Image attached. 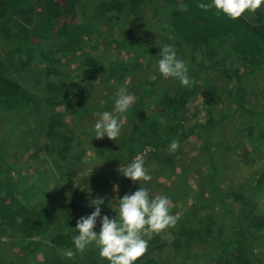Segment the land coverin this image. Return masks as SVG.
Returning <instances> with one entry per match:
<instances>
[{"label": "trees", "instance_id": "obj_1", "mask_svg": "<svg viewBox=\"0 0 264 264\" xmlns=\"http://www.w3.org/2000/svg\"><path fill=\"white\" fill-rule=\"evenodd\" d=\"M37 1L40 3L38 18L28 27L19 24L16 18L23 19L22 15L33 9ZM199 2L100 0L92 13L117 32L104 34L89 23L92 9L89 3L83 8L81 0H0V29L10 46L9 52H5L8 73L0 71V264H108L92 246L71 259L63 255L66 249L75 252L72 245L75 233L71 228L76 222L73 210L77 211V201L91 212L93 209L86 206L88 200L93 196L104 197L101 209L102 215H107L116 209L112 205L123 196V184L126 185L123 179L115 193L99 188L88 197L91 183L105 177H95L93 171L84 168L83 158L89 149L82 139H92L91 154L95 158L103 156L102 163L111 165L110 168L122 169L137 156H143L151 179L142 185L151 189L153 186L157 190L171 189L163 179L156 182V175L161 178L159 173L154 175L156 170L180 163L188 166V170L179 174L176 189L167 194L173 204L178 196L184 199L190 196L185 201L186 217L177 218L173 225L176 248L169 250L159 236L150 239L143 236L148 240L147 250L135 264H264V255L256 250L259 231L264 229V216L252 209L253 200L246 196L247 190L264 193V174L255 175V184L238 193L217 184L225 174L221 163L225 160L219 152H229L231 144L237 142V137L232 135L223 141L222 130L229 123L236 126L239 118L233 116L238 113L240 116L245 113L250 120L256 115L249 107L246 84L249 77L264 68V22L249 20L245 13L237 19H228L214 10L199 9ZM71 14L81 21L69 22ZM146 15L160 22L154 30L153 44L150 40L135 42L141 39L136 37L135 28L140 22L135 18ZM125 24L127 28L123 30ZM164 44L171 45L176 58L186 65L192 81L190 87H181L177 80L160 77L156 68L159 49ZM100 47L111 51L107 57L89 53ZM127 48L139 56L128 61L119 58ZM113 49L116 53H112ZM141 57H144L142 63L137 62ZM71 62L73 69L67 67ZM37 63H41L45 77L33 92L26 86L30 82L23 71L31 70ZM12 69L22 71L12 77L9 74ZM147 73H151L148 78ZM108 82L116 83L115 89ZM121 86L135 100L121 122H126L128 128H121L115 141L94 138L92 129L77 130L56 115H48V109L56 104L62 106L69 118L109 111L114 93ZM189 106L194 108L193 112H203L201 120L199 114H190ZM8 115L19 116L17 123L24 122L20 127H24V138L10 141L11 145L8 132L18 133V130L2 125ZM36 118L40 124L45 120L43 145L39 144L37 128H29V121L36 122ZM254 122L242 130L249 135L258 131V138L264 141V114L256 116ZM193 135L198 146L192 159L178 162L175 152L168 150L169 142L176 140L181 146ZM30 142L33 144L27 145L26 164L13 167L7 159L6 148L14 144L25 148ZM198 157L202 159L196 164ZM41 159L50 161L56 173L48 171L42 178L37 170L32 172L35 162ZM151 162L153 167L147 166ZM197 168L205 170L203 177L207 175L208 202L201 198L202 194L198 197L196 192H188L190 188L185 181L191 174L196 177ZM23 170L27 172L21 173ZM74 179L79 181V186L73 185ZM57 180L60 185L63 182L61 188H57ZM50 189L59 194L58 198L53 199L47 193ZM230 197L243 200L238 210L226 201ZM222 204H226L225 209ZM225 215L231 216V228H225ZM3 239L13 244L10 253L1 248ZM13 246L19 250L16 255ZM27 259H31L29 263Z\"/></svg>", "mask_w": 264, "mask_h": 264}, {"label": "rangeland", "instance_id": "obj_2", "mask_svg": "<svg viewBox=\"0 0 264 264\" xmlns=\"http://www.w3.org/2000/svg\"><path fill=\"white\" fill-rule=\"evenodd\" d=\"M100 0H81L83 8H86L88 3H89V8L92 9V11L96 8V6L98 5ZM39 6L40 3L37 1L34 4L33 9L25 12L22 15L23 19H17L16 16H14V18H16V20L18 21L19 24L23 25V26H30L34 23L35 19L38 18L39 16ZM90 13V14H91ZM125 15L126 11H125ZM245 15L247 16L246 18L249 20H262L264 22V5H262L261 7L257 8L256 10H254L253 12H247L245 11ZM145 18V19H144ZM143 18V16L141 17H137L135 18L136 20H139V25L138 28L135 25V29H136V37L137 38H141L136 40L135 42H145L146 40H150L149 42L151 44L154 43V37H155V31L156 28L160 25V22L158 21L159 19L157 18H153L150 15H146ZM91 21L89 22L91 25H94L97 28H100L102 31V33L104 34H112L113 31L115 33L116 29H114L112 26H110L108 23H105L104 21H101L102 19L96 17L95 14L92 13V16L90 17ZM128 19V17H127ZM126 19V20H127ZM130 19V18H129ZM128 19V20H129ZM131 20H134L133 18H131ZM68 21L75 24V23H79L81 21V18L78 17H73L72 14L71 16L68 18ZM125 28H127L126 24L124 26H122V29L125 30ZM14 42H13V46H14ZM115 46H113L112 48H114ZM182 49V48H181ZM10 50V46H8V44H6V40L3 36V34L1 33V29H0V71H5V73L7 74L9 68H8V64H7V59L8 56H6L5 52H9ZM114 50V49H113ZM128 50V52H127ZM126 52L122 53L119 55V58H123V60H131L132 57H136L139 56L137 54H135V52H133L131 49L127 48ZM181 51V50H180ZM111 52V51H110ZM107 49L100 47L97 48V50H93V51H89L90 54H94L97 55V57L103 56V57H107V55L110 53ZM112 53H116V51H112ZM119 54V53H117ZM180 55V52H179ZM145 56V55H144ZM144 59V57H141L137 62L142 63V60ZM73 64V62H71L70 64H68L67 67H69L70 69H73L74 67H71ZM8 69V70H7ZM19 70L22 71L21 69L15 70L12 69L10 71V76L14 77L16 74H19ZM67 69L64 70V72ZM26 74H28L29 77V82L26 86L28 89H30L31 91L35 92L36 87L40 86V84L43 82L44 77H45V73L43 70V67L41 65V63H37V66H33L31 67V70L27 68V71H23ZM151 75V73H147L145 77H149ZM250 81V84H248V82ZM248 82L246 84V89H247V97H248V103H249V107L251 108V110L256 114L254 116V118L252 120H250V118L243 113L244 116H240V114L238 113L237 115L233 116L234 118H239L236 122V126L233 125V123H229L227 124V128L226 126L224 127V130H222L223 134H222V140L226 141V137H229V135L232 136H236V144L233 143V145L231 144L230 150L229 152H224L223 150H220L219 155L225 160L222 164V168L225 171V174L223 176V179L220 178L219 181L217 182L220 183V185L222 186V188L224 190H227L228 188H232L234 190V193H238L239 191L245 189V188H251V186H253L255 184L254 182V178L255 175L260 176L261 173L264 174V141L260 138H258V134L259 132H255V134L253 133L252 135H249L247 133V131L245 132L242 129H245L244 127L247 126H253V124L255 123L254 120L256 118V116H259L261 114H264V68L261 69L260 71H258L257 73H255L254 76L249 77ZM108 84H110V86L114 87L113 84L116 83H110L108 82ZM100 90H102L101 88H99ZM115 89V87H114ZM40 93V92H39ZM93 96H94V92ZM94 100V99H93ZM96 101V100H95ZM227 103H229V101H226V105ZM85 104H88V102L85 101ZM230 105V103H229ZM228 105V106H229ZM192 106V105H190ZM189 106V109H194L192 107ZM197 106V105H196ZM53 108V107H52ZM111 110V109H110ZM109 110V111H110ZM190 111L191 115L194 114H199L200 116V120L202 119L201 117L204 116L203 112H198L197 110ZM56 115L58 119L62 120L63 122L67 123L69 126H74L77 130H91L92 129V125L94 124L95 120L97 119V115L98 113L96 112H89L88 114H84L83 117L81 118H76V117H71L69 118V116H67V114H65L63 108L61 105L56 104V107H54L53 109H48V115ZM17 119H19V116H12V115H8L7 118L4 120L3 122V126L6 128L8 126H12L13 128H16L18 130V133L16 132H8V139H9V145L10 141H16L17 140H22V136H23V129L24 127H22L20 129V127L22 126V124L24 122H18L17 123ZM30 119V118H29ZM36 122L30 120L29 124L31 127L29 128H37V131H39V144H44L45 143V126H44V122L45 120H42V123L40 124V121L38 120V118H36ZM123 120H121L122 122ZM241 122V126L240 125ZM21 123V124H19ZM226 124V123H225ZM128 125V124H127ZM126 125V122L122 123V127L121 128H128V126ZM226 128V129H225ZM211 131H209L210 134ZM17 134H19L17 136ZM244 134V135H243ZM239 136V137H238ZM24 138V136H23ZM30 139V138H27ZM92 139H89L88 141H84V139H82L83 144L86 146V148H88L89 150L87 151V157L83 158V162H85V166L84 168L88 171L91 172L93 171V175L95 177H99V175H102L105 177L101 178V180L99 178H95V179H99L98 181H94L93 183H91V193L88 194V197L93 196V194L95 193L94 191L99 190L100 189H104L103 191L107 193H115V188L116 186H118V184L121 185V180L123 181V179L126 181V185L123 184L124 186V193H131L133 191H135L139 185L135 184L134 182H130V180L124 178L120 173H119V168H110L111 165L108 166V164H104L101 161V158H95V156H93L91 153L92 151L90 150V148H92V143L90 142ZM33 143H27L25 144V148H20L18 146V144H14L13 146L6 148V152H7V159H9L11 161V165L13 167H17V166H22L25 165V160L27 159L28 156V150L27 148L32 145ZM28 145V147H27ZM198 146V141L195 139V135H193L192 137H190L185 144L179 146L177 148V150L175 151V158L177 159V161H182V160H188V159H192V155H194L193 153L195 152V150L197 149ZM95 158V159H94ZM202 159V157H198L197 160L195 161L196 164H198V162ZM154 162L151 163H147V166L149 167H153ZM186 170H188V166L186 165V163H180L179 165H174L171 167H167L165 169H163L162 171L160 170H156V173H159L161 178L157 177L156 175V182L160 181L161 179H163V183L166 186H170L171 189H163V188H159L157 190V187H154L151 189L149 186H144L149 190V194H151L152 192H154L156 195H160V194H168L170 192H173L174 189H176L177 187V182H179V174L181 172H184ZM32 172L33 170H37V172L39 173V176H41L42 178H45L46 176V172L48 171H53L54 173H56L54 167L51 165V162H46V160L41 159L39 162H35L33 169H31ZM197 170H201L200 172H197ZM195 178L191 177L193 176L191 174V176L189 177V180L187 178L186 184H187V188H190V190H188V192L194 191L196 192V194L199 195L202 194L203 200L207 201L210 200V195L208 192V184L206 185V176H204L205 174V170L201 169V168H197L195 170ZM227 171V173H226ZM27 171L23 170L21 171V173H26ZM31 172V171H29ZM98 172V173H97ZM173 173H176L173 175ZM229 173H234L232 175H230V177H227V175ZM20 174V172L18 173ZM153 175V176H154ZM173 175V176H172ZM118 176V177H117ZM168 176V177H167ZM110 178H114V179H109ZM75 181V182H74ZM74 183L73 185L75 186H79V181L77 179H74ZM151 182H154V179H152ZM205 183V184H204ZM203 184V186L200 187V185ZM214 184L216 185V182H214ZM61 185L63 186V182L61 183ZM60 182L57 180L56 181V186L57 188H61ZM115 185V188L113 187ZM119 185V187L121 188V186ZM101 186V187H100ZM109 188L111 189L109 192ZM227 188V189H226ZM157 190V192H156ZM168 190V191H167ZM259 194H255V191H250L247 190L246 194H243V196H247L249 198H251L253 200V207L252 209L254 211H256L257 213H259L260 215L264 216V193H262L260 190H258ZM47 193H49L53 199L58 198L59 194L58 193H54L52 192V190H48ZM191 194V193H190ZM204 194V195H203ZM220 196V195H218ZM121 197V195H120ZM190 197V196H189ZM188 197V198H189ZM93 198H96L95 196H93ZM169 201H170V214L175 215L176 219L177 218H183L186 217V213L185 210L187 209L186 207V200L188 199H184L181 196H178L179 199H177V202L175 201V205L172 203V198L168 197ZM199 199V198H197ZM184 202V206H182V202ZM229 203H232L233 208H235L236 210L237 207L239 206L240 202L243 201L241 200V198L236 197V198H232L230 197V199L226 200ZM209 205H213V202H210ZM181 206V207H180ZM222 208L225 209L224 207L226 206V204H222ZM112 207H116V204H113ZM218 209V207H217ZM116 211V209H112L111 213L107 214L108 216H113L114 212ZM219 212H223V211H219ZM74 217L75 219H78L80 216H86V214H90V212H87L85 210V208L82 205L81 201H77V211L74 212ZM228 214V213H226ZM258 214V216H259ZM224 225L226 226L225 228H231L230 223L232 224V219L231 216H224ZM175 225V224H174ZM174 226L172 227H166L165 229L161 230L159 233H153L151 234V236H159L160 240L165 243V245H167V247L169 248V250H171V248L175 249L176 246L174 244V238H175V230H174ZM147 236V235H144ZM148 237V236H147ZM259 237H260V241L259 244L256 246V250L257 252H259L261 255H264V229H261L259 231ZM3 245L1 246V248L3 249V251L5 253H10L12 250L11 245H13L11 242H8V240L3 239L1 242ZM175 246V247H174ZM14 247V253L15 255L17 253H19V250ZM20 255V254H19ZM192 256V255H191ZM15 259V257H14ZM16 260V259H15ZM31 259H27L26 261L29 263ZM22 262H17V264H21ZM189 264V263H188ZM193 264V263H192Z\"/></svg>", "mask_w": 264, "mask_h": 264}, {"label": "clouds", "instance_id": "obj_3", "mask_svg": "<svg viewBox=\"0 0 264 264\" xmlns=\"http://www.w3.org/2000/svg\"><path fill=\"white\" fill-rule=\"evenodd\" d=\"M262 5L264 0H201L197 7L204 11L214 10L217 14L234 20L241 17L245 11L253 12ZM158 55L156 70L161 78L177 80L181 87L191 86L188 69L176 58V52L171 45L164 44ZM134 100V95L125 87H117L111 110L98 113L92 125L94 138L107 137L115 141L120 136L121 120L125 118L124 114L128 112ZM178 147V142L172 140L168 150L175 152ZM119 173L139 187L117 199L116 211L111 217L102 215L101 205L105 202L104 197L88 200L86 206L93 210L90 214L76 219L74 228H71L75 233L72 236L75 252L66 249L63 253L65 258L71 259L76 253H82L92 246L97 249L98 256L107 260L108 264H135L147 250L148 240L143 236L147 235L150 239L151 234L159 233L176 223L175 215L170 214L168 196H150L149 190L142 186L151 179L143 156H137L122 169L119 168ZM113 187L115 188V185Z\"/></svg>", "mask_w": 264, "mask_h": 264}]
</instances>
